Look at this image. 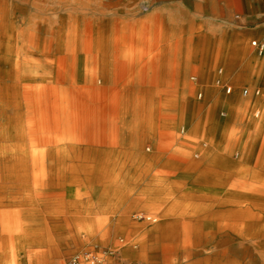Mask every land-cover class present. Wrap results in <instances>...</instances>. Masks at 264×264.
Masks as SVG:
<instances>
[{
	"label": "bare ground",
	"instance_id": "6f19581e",
	"mask_svg": "<svg viewBox=\"0 0 264 264\" xmlns=\"http://www.w3.org/2000/svg\"><path fill=\"white\" fill-rule=\"evenodd\" d=\"M67 5V0H0V248L9 240L14 239L16 242V257L10 258L5 264H19L18 252L25 247L24 244L34 242V238L31 237L23 241V220H48L49 209H57V217L62 220H78L79 222L99 220L97 215L103 207L101 196L107 195L108 199L121 196L120 192L129 183L128 177L132 176V172L136 171L144 161L148 163L146 167L144 166L145 170L151 172L152 165L170 150L181 157L179 161L173 163L176 167L168 168L165 173L175 176L174 173L177 170L191 168L196 158L202 159L212 152L207 139V128L202 125L208 124L210 118H205L200 127L193 130L192 134L199 135L196 139L180 137L183 139L181 143L182 139L173 138L168 141L155 139L154 141L149 137L153 140L151 145L139 144L133 150L135 154L130 153L120 158L115 156L116 159L111 157L108 151L103 154L102 159L97 160L68 161L60 160L59 157L52 160V156L47 155L45 148L47 140L45 136L41 139L37 138V131L44 132V129H47L48 114L52 107L64 104L71 97L70 100L75 102L73 95L66 92L59 93L55 86L64 79L65 58L80 50L74 44L70 46L69 42H79L84 45L81 50L82 58H100L96 54L98 49L95 34L99 29L98 23L106 22L105 16H97V13L93 12L69 14ZM113 21L125 32L128 25L125 15ZM70 24L74 27L68 31ZM233 49H230L229 57L225 59L229 62V72L242 63L239 58H235L236 48ZM253 60V58L248 59L245 65L249 66ZM91 77L92 83L100 79L96 76ZM245 91L248 93V89L243 91L244 94ZM209 92H207L208 95ZM95 94L98 95L93 89L87 97L94 100ZM186 95L182 97V109L177 118L180 123L190 124L194 109L186 105ZM231 96L229 93V105H225L227 107L221 111L226 114L227 118L224 117L229 122V127L241 126L245 121L244 114L247 110L251 111L255 105H250V102L253 103L252 98L244 99V103L239 102L237 109H234L236 113L233 120L230 121ZM233 100L237 102L236 99ZM124 111L126 112V108ZM262 113L263 109L261 111L256 109L250 114L249 119H246L248 120L245 125L246 148L243 157L250 161L248 164L262 166L264 169V115ZM87 119L90 121L94 119L92 112ZM120 119L126 120L124 117ZM151 121L156 122V117L153 118L152 114L149 122ZM165 122L167 121L165 120L163 124ZM202 128H206V131H202ZM151 133H154L152 129L146 131L147 135ZM33 134L35 138L29 140ZM235 137L230 144L231 151L237 145L235 141L238 137L236 135ZM240 139L243 140L242 137ZM28 141H30L29 144ZM175 142L179 145L174 146ZM61 150L65 152L64 149ZM240 153L239 151L238 156ZM125 171L129 172L127 177L124 174ZM159 171L156 174L160 175ZM68 174L71 175L69 179ZM179 175L192 176L188 172H182ZM198 177L201 176L198 175ZM226 183L229 184V197L226 195L228 199H224L226 202L218 207L220 208L219 217L222 220L195 219L194 216L202 213L204 205L202 202L192 205L184 200L201 198V189L198 191L195 188L187 192L188 194L184 192L180 195V200H184L183 204L170 207L171 212L176 210V218L172 217L175 214H170L168 215L170 217L153 220L151 226L142 234L143 239H151L155 242L154 246L161 245L165 254L167 253L166 258L172 256L168 239L181 234L184 237L190 236L200 240L194 244H203L202 241L207 240L205 244L212 245L214 249L215 264H264V171L261 173L231 172L226 178ZM230 184L240 186L253 184L254 192L246 189L247 193L243 195V198L251 202L238 199L239 196L236 195L235 190H231ZM114 186L116 189L119 187V190L114 192ZM167 191L164 189L163 193ZM125 197L126 194L123 200ZM70 213H83L85 219L76 218ZM123 222L124 220L118 219V229L123 227ZM94 223L99 224V222ZM93 231L94 226L83 230L87 234ZM6 232L9 237H5ZM41 240L48 245L53 242L51 237ZM51 247L53 249L54 246ZM51 247L49 252L52 256L54 252Z\"/></svg>",
	"mask_w": 264,
	"mask_h": 264
},
{
	"label": "crops",
	"instance_id": "0c3cea01",
	"mask_svg": "<svg viewBox=\"0 0 264 264\" xmlns=\"http://www.w3.org/2000/svg\"><path fill=\"white\" fill-rule=\"evenodd\" d=\"M67 1L66 9L69 14L93 12L97 13V16H105L106 22L98 23L99 29L95 34L99 51L96 48L95 50L100 58H82L81 50L84 45L69 42L70 46L74 44L80 50L65 58L64 79L55 86L59 93L73 95L75 102L70 100L71 97L64 104L52 107L48 114L47 129H44V132L37 131L36 136L40 139L45 136L47 155L50 154L52 160L56 157L68 161L97 160L102 159L106 151L116 159L130 153L135 154L133 150L139 144L151 145L153 140L149 137L153 138L154 134L157 141L177 139L178 126L174 125V122L181 112L183 95H188L194 87L198 88L196 82L199 78L205 81L216 79L217 70L219 71L217 81L220 82L223 78L221 72L223 68L226 70L229 64L225 59L229 57L228 52L233 48H236L235 58H239L242 63L235 66L230 75L226 76L230 83L239 82L238 74L241 70L244 71L243 64L247 62L244 60V52L250 38L254 36L264 44V0ZM123 15L128 20L125 32L113 21ZM72 27L74 26L70 24L68 31H71ZM257 52L256 47H251L246 58H258ZM254 72L246 71L244 78L255 80ZM91 76L100 79L92 83ZM93 89L98 95L95 94L94 100H90L87 94ZM207 92L194 94L203 98L210 96ZM221 102L222 100L216 102V112L229 105L228 101L226 104ZM210 109L212 110V106L209 104L208 110ZM91 112L94 118L92 121L87 119ZM151 114L153 118L156 117V122H149ZM120 117L126 120L121 121ZM162 120L167 122L163 124ZM216 125L218 129L223 130L220 133L221 138H218L217 142H212L213 149L206 164L200 166L193 175L217 178V185L211 190L200 186L201 198L191 199L189 204L207 202L208 194L211 201L218 198L220 202V193L225 196L229 191V188H226L229 187L226 178L231 172H239L240 168L234 165L235 162L224 150V146L228 144V136L224 131L229 128V122L225 120ZM199 127L194 122L190 130L193 133V130ZM208 127L209 125L207 131ZM151 129L154 133L147 135L146 131ZM209 134L208 131V140ZM34 138L33 134L29 140ZM162 158H170L176 162L181 157L175 153L165 152L159 160ZM197 161L198 158L194 162ZM179 171L174 173L175 176H180L179 173L183 172ZM124 174L127 177L129 172L125 171ZM67 178H71V175L68 174ZM156 192L163 193L162 190ZM23 221V241L29 237L34 238V242L25 244L23 249L27 247L28 250H32L38 246L35 242L49 238L38 235L39 220ZM5 237H9L7 232ZM61 240L67 242V237L62 235ZM185 241L200 240L181 234L175 235L168 239V243L172 252L181 255L175 258L158 255L153 258L154 264H215L214 249L212 245L205 244L207 240H203V244H188ZM45 248L43 254H49V248ZM11 252L15 258V244L11 247ZM1 258L0 253V264H3Z\"/></svg>",
	"mask_w": 264,
	"mask_h": 264
},
{
	"label": "rangeland",
	"instance_id": "374dc122",
	"mask_svg": "<svg viewBox=\"0 0 264 264\" xmlns=\"http://www.w3.org/2000/svg\"><path fill=\"white\" fill-rule=\"evenodd\" d=\"M255 39L257 40L256 37L252 36L249 40L248 47L245 49V62L248 60L246 56L249 49L251 47L253 48L251 41ZM256 48L258 50L257 53L259 54V57H253L254 60L249 66L243 64L244 71L240 69L241 72L238 74V76H240L238 77L240 78L239 82H228L227 76L230 75L228 69L229 64H227L226 70L223 68V71L221 72L222 75L224 72L221 80L222 84L217 81V77L219 75L218 70L216 71L217 76L214 80L205 81L199 78L196 82L198 88L194 87V90L189 92L188 95L185 94L186 105H188L189 108L194 109L190 124L180 123L178 118L176 119V122H174V125L178 126V129L176 130V133L178 134L177 140L182 138L185 139V137L187 139H196V136L199 135L192 134V131L190 130L191 124L195 122L200 126L205 118H210L208 124L202 125L206 128L209 125V148L213 149L212 142H217L218 138H221L220 133L223 131L222 129H218L216 124L222 121L225 122L227 118L226 114H223L224 111H215L217 109L216 102L222 100L221 103L225 102L226 104L228 101L226 95L231 93V111L229 113V120L231 121L236 113H234V109H237L238 103H244V99L247 100L248 98H252L253 103L250 102V105L253 106L254 104L255 107L251 111L247 110L249 112L246 111V114H244L245 121L243 124L237 127L230 126L224 131L225 135L228 136V144L227 146H224V150L228 152L231 160L235 162L234 165H236L237 168H240L238 171L247 173H261L264 171L262 166L250 165L248 164L250 161L243 157L244 150L246 148L245 125L248 121H246V119H249L250 114H252L256 109L259 111L263 109L262 114L264 115V49L261 51L260 48ZM251 70H253V72L255 70V80L244 78L245 72H249ZM224 76L226 78H224ZM225 83L228 85H224ZM228 88H230V92H227ZM245 89H248L247 94L243 93ZM207 90L210 91V96L201 98L200 96L195 95L200 92L206 93ZM233 99H236L237 102ZM209 104L210 107L212 106V110L210 109V111L208 110ZM184 128L185 132H183ZM206 128H202V131H206ZM235 135L238 137V140L235 141L237 145L236 148L231 151L230 144L234 141L233 138H236ZM240 137L243 138L242 141ZM152 139L155 141L156 134H154ZM183 139L181 143L183 142ZM175 144L174 146L179 145L178 143L176 145ZM239 151L241 152L240 156H238ZM170 152L172 153V151ZM210 154L211 153H208L202 159H198L197 163L194 162V166L188 168V171L183 170V172H188L189 174L191 173V177L170 176L165 174L168 168L176 166L173 164V159L162 158L161 161L157 160V162L152 165L151 172L145 170L144 166L146 167L148 163L144 161L140 164V167L136 171L132 172V176L128 177L130 178L129 183L120 192L122 193L121 196L116 197V199H108L106 198L107 195L101 196V203L103 204V207L101 208L102 210H100L101 212L97 215L99 220H81L82 222H79L78 220H70L69 222L57 217V209H49L47 211L48 220H39L38 235L51 237L53 242L50 245L55 248L53 247L52 249V247L46 244L43 240H39L38 242H35L38 246H35L34 249L28 250L26 247L18 252L19 264H70L73 262H76V264H154V257L158 255L164 257L167 253L165 254L164 248L161 245L155 247L153 245L155 242L151 239H143L142 234L145 233L151 226L153 220H160L170 217L168 216L170 214H175L176 210L171 212L170 208L173 205L183 204L184 200L187 201L186 203H189L188 199H184L182 201L180 200V195L184 194V192H190L195 188L198 190L200 186L209 190L216 187L218 181L217 178L208 176L195 177V175H193L197 172L200 166L206 164L207 158ZM158 171L161 173L160 175L156 174ZM152 173L153 176H151ZM167 176H169V178ZM172 177H175L176 179ZM230 188L231 190L236 191V195L239 196L238 199L251 202V200L243 198V195L247 193L246 189L254 192L255 189H252L255 188L253 184H248L247 186L230 184ZM164 189H167L168 191L161 194L156 192L157 190H162L164 192ZM113 190L116 192L119 190V187L116 189L114 186ZM124 194H126V197L123 200ZM208 195V201L202 203L205 208L202 209L203 211L201 214L194 216L195 219L222 220L221 217H219L220 208L218 207L226 202H224V199H228L226 195L229 197V193L226 192L225 196L223 193H220V202H218V198H216V201H211L209 198L210 195ZM191 204L197 205V203ZM70 215L75 216L76 218L78 217L79 219H85L83 213H70ZM172 217L176 218L177 215L175 214ZM118 219L124 220L123 227L121 229H118ZM94 222H99V224L96 225ZM90 226H94L93 233L87 234L83 232V230L89 228ZM62 235L67 237V242L61 240ZM15 243L14 239L11 241L9 240L7 245L0 249V253L3 258V260L2 258L1 260L4 261V264L12 258L13 253L11 252V247ZM186 243L191 244V242ZM45 247H51L54 252L52 253V256L51 252H49L50 256L49 254H43L44 250H46ZM193 248L196 249L195 247ZM171 254L173 258L181 255L176 252H172Z\"/></svg>",
	"mask_w": 264,
	"mask_h": 264
},
{
	"label": "built area",
	"instance_id": "2783aa9c",
	"mask_svg": "<svg viewBox=\"0 0 264 264\" xmlns=\"http://www.w3.org/2000/svg\"><path fill=\"white\" fill-rule=\"evenodd\" d=\"M251 45L260 48L261 51L264 49V44L260 43L256 39L251 41ZM227 92H230V88L227 89ZM246 93H247V91H245V94ZM70 264H76V262H73V263H70Z\"/></svg>",
	"mask_w": 264,
	"mask_h": 264
}]
</instances>
